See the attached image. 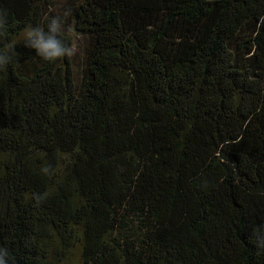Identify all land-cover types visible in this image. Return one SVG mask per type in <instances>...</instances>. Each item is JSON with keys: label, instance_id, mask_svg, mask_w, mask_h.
<instances>
[{"label": "trees", "instance_id": "1", "mask_svg": "<svg viewBox=\"0 0 264 264\" xmlns=\"http://www.w3.org/2000/svg\"><path fill=\"white\" fill-rule=\"evenodd\" d=\"M0 13L18 43L0 73L10 264H264V0H0ZM52 15L73 52L55 63L19 39Z\"/></svg>", "mask_w": 264, "mask_h": 264}, {"label": "clouds", "instance_id": "2", "mask_svg": "<svg viewBox=\"0 0 264 264\" xmlns=\"http://www.w3.org/2000/svg\"><path fill=\"white\" fill-rule=\"evenodd\" d=\"M64 17L69 15L65 12ZM65 30V21L60 15H52L48 18L46 26H26L21 30L19 39L26 48L35 50V53L42 60L55 63L62 58L71 56L72 49L62 39ZM0 38L3 44L0 45V73L8 70L14 63L17 53L15 48L18 45L17 39L9 38L7 20L3 13H0ZM49 167L42 171L47 174ZM255 243L258 247H264V224L257 225L254 229ZM0 264H10V252L8 248L0 246Z\"/></svg>", "mask_w": 264, "mask_h": 264}]
</instances>
